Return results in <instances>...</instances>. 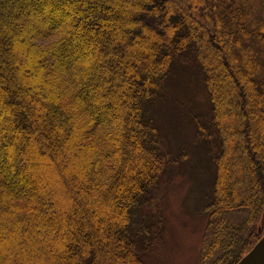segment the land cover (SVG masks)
<instances>
[{
    "label": "trees",
    "instance_id": "16d2710c",
    "mask_svg": "<svg viewBox=\"0 0 264 264\" xmlns=\"http://www.w3.org/2000/svg\"><path fill=\"white\" fill-rule=\"evenodd\" d=\"M189 53L210 118H194L196 132L215 164L201 258L234 264L251 248L264 233L252 0H0V264H144L131 215L169 158L152 105ZM242 210L239 233L226 218Z\"/></svg>",
    "mask_w": 264,
    "mask_h": 264
},
{
    "label": "rangeland",
    "instance_id": "374dc122",
    "mask_svg": "<svg viewBox=\"0 0 264 264\" xmlns=\"http://www.w3.org/2000/svg\"><path fill=\"white\" fill-rule=\"evenodd\" d=\"M252 5L255 16L264 19V0H252ZM193 57L189 53L185 63L179 64V71L169 79L170 87L161 93V102L152 105L161 146L169 151V158L151 191V203L136 207L131 215L130 229L141 231L137 244L144 264H211L214 259L201 258L208 218L204 208L212 192L215 164L207 143L196 132L194 118L205 121L210 118L201 72ZM246 186L240 183L237 192L245 194ZM246 213L237 211L227 215L226 221L234 222L242 233L249 228H243L242 224ZM149 216L155 221L151 230L146 223L140 226V219Z\"/></svg>",
    "mask_w": 264,
    "mask_h": 264
},
{
    "label": "water",
    "instance_id": "95a60500",
    "mask_svg": "<svg viewBox=\"0 0 264 264\" xmlns=\"http://www.w3.org/2000/svg\"><path fill=\"white\" fill-rule=\"evenodd\" d=\"M234 264H264V233Z\"/></svg>",
    "mask_w": 264,
    "mask_h": 264
}]
</instances>
